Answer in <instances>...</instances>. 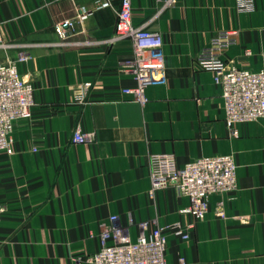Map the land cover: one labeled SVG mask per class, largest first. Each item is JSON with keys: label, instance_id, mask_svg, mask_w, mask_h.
I'll return each mask as SVG.
<instances>
[{"label": "crops", "instance_id": "crops-1", "mask_svg": "<svg viewBox=\"0 0 264 264\" xmlns=\"http://www.w3.org/2000/svg\"><path fill=\"white\" fill-rule=\"evenodd\" d=\"M96 1L0 0V63L34 87L31 117L13 125V153L0 152V264H91L112 214L164 228L167 264H264V117L230 134L220 87L197 58L232 31L223 59L264 67V0L251 12L235 0H131L133 24L159 33L166 57V80L145 88L144 103L120 90L135 80L123 67L132 41L112 40L118 0ZM77 4L91 15L58 36L54 24ZM75 128L88 139L73 142ZM154 153L177 165L230 155L237 189L210 195L198 218L172 185L149 195Z\"/></svg>", "mask_w": 264, "mask_h": 264}, {"label": "built area", "instance_id": "built-area-1", "mask_svg": "<svg viewBox=\"0 0 264 264\" xmlns=\"http://www.w3.org/2000/svg\"><path fill=\"white\" fill-rule=\"evenodd\" d=\"M174 0H170L173 2ZM112 0H97L96 7L110 6ZM117 21L112 40L129 39L132 55L123 67L133 76L135 84L123 86L122 93L130 94L141 103L146 102L145 88L166 80V57L159 33L138 27L132 22L131 0H118ZM237 12H251L255 0H235ZM74 14L54 24L58 36L68 37L76 31L77 23L84 22L92 9L83 4L75 6ZM236 42L235 32L224 31L212 37L201 49L199 65L213 72V80L220 87L225 122L232 135L237 134V123L264 117V67L251 70L238 67L223 59V51ZM21 56L19 59H23ZM90 82H85L77 99L83 100ZM33 84L25 80L13 63H0V152L13 153L11 132L15 121L32 115ZM73 142H83L88 135L75 128ZM152 179L149 195L155 189L172 185L189 199L187 212L201 218L207 210L212 194L231 193L237 189L236 165L230 155L200 156L183 165H177L169 153L149 156ZM110 224L99 235V248L89 258L91 264H167L166 237L162 227L149 228L147 220L128 218L120 222L116 214L109 217ZM135 230L134 236L131 230ZM175 234L187 238V231L174 226Z\"/></svg>", "mask_w": 264, "mask_h": 264}]
</instances>
